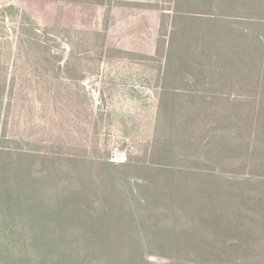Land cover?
Listing matches in <instances>:
<instances>
[{"label": "rangeland", "instance_id": "1", "mask_svg": "<svg viewBox=\"0 0 264 264\" xmlns=\"http://www.w3.org/2000/svg\"><path fill=\"white\" fill-rule=\"evenodd\" d=\"M183 1L0 0V160L26 197L21 226L34 264H87L92 249L100 247L96 233L104 219L96 218L107 205L100 190L71 193L76 175L95 178V163L102 159L126 165L130 175L131 164H150L168 47L193 52L189 65L180 64L176 81L164 84L179 94L183 135L199 122L187 115L197 103L211 104L215 116L220 98H252L246 87L213 85L201 71L196 37L190 44L172 41L174 23L184 22L177 15L206 10ZM177 38L183 41L182 35ZM208 121L194 128V137L205 134L212 126ZM233 161L223 160L231 164L227 170L238 166ZM233 172L243 176L247 171ZM199 191L180 211L185 261L264 264L262 218L242 217L234 207L217 203V197L209 200L205 186ZM237 241L251 244L250 250L230 248ZM148 259L168 262L161 256Z\"/></svg>", "mask_w": 264, "mask_h": 264}, {"label": "trees", "instance_id": "2", "mask_svg": "<svg viewBox=\"0 0 264 264\" xmlns=\"http://www.w3.org/2000/svg\"><path fill=\"white\" fill-rule=\"evenodd\" d=\"M190 2L206 10L177 15L184 22L176 27L174 23L172 41L190 44L196 37L202 53L201 71L209 74L213 85L246 87L252 90V98L245 102L218 98L220 106L213 111L216 117L210 113L211 104L204 108L196 102L197 113L187 115L199 122L188 125L190 134L183 135L178 120L183 111L179 94L164 84L176 81L180 64L182 68L189 65L193 52L168 47L150 164H131L134 174L130 175L126 165L102 159L95 163V178L91 173L76 175L71 193L100 190L102 203L107 205L96 218L104 219L97 226L100 247L92 249L87 264H154L149 256L168 259L165 264H188L183 258L181 229L185 222L180 211L197 199L201 186L210 190L209 200L215 202L217 197V203L234 207L242 217L260 216L264 223V0ZM181 57L186 59L183 63L178 61ZM207 121L212 126L203 136L194 137V128L205 127ZM2 153L0 150V157ZM226 157L234 158L238 166L227 170L231 164L223 162ZM3 165L0 160V264H34L21 226L26 197L6 176ZM237 169L247 172L236 176L233 171ZM192 214L190 211L189 216ZM250 245L237 241L230 248L245 253Z\"/></svg>", "mask_w": 264, "mask_h": 264}]
</instances>
